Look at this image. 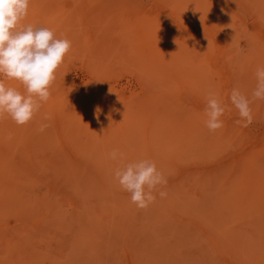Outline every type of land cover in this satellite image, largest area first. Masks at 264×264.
I'll list each match as a JSON object with an SVG mask.
<instances>
[{"label":"rangeland","instance_id":"rangeland-1","mask_svg":"<svg viewBox=\"0 0 264 264\" xmlns=\"http://www.w3.org/2000/svg\"><path fill=\"white\" fill-rule=\"evenodd\" d=\"M204 1L31 0L22 23L49 27L72 47L32 121L20 126L0 118V165L10 162L15 172L1 165L14 187L0 186V224L26 213L36 223L17 234L27 243L23 255L19 241L9 245L1 237L0 264H264V106L251 104L248 127L236 123L232 84H224L210 58L218 61L225 41L189 39L198 32ZM261 1L208 3L211 9L229 4L227 11L242 5L238 15L227 13L242 68L264 56V46L247 39L257 20L243 7ZM254 88L244 94L251 97ZM209 93L226 106L216 132L205 124ZM46 114L50 120H43ZM42 122L49 125L43 132ZM113 149L123 161L108 157ZM58 158L63 163L54 167ZM68 159L80 161L67 173ZM140 159L154 161L167 179L160 189L167 195L157 194L146 209L113 178L117 167ZM21 161L44 174L57 194L23 176L14 167ZM58 192H69L78 206Z\"/></svg>","mask_w":264,"mask_h":264},{"label":"clouds","instance_id":"clouds-1","mask_svg":"<svg viewBox=\"0 0 264 264\" xmlns=\"http://www.w3.org/2000/svg\"><path fill=\"white\" fill-rule=\"evenodd\" d=\"M31 0H0V118L10 117L17 125L32 121L40 112L43 103L51 96L50 88L56 79V71L70 52L72 43L66 37H57L55 32L43 25L23 24L29 12ZM256 86L251 97L233 88L229 100L240 117L236 121L242 127L253 123L251 104L264 100V66L255 71ZM15 80L23 91L5 81ZM97 118L100 109L97 108ZM226 106L216 94L209 93L205 113L206 127L210 132L223 128ZM44 115L43 120H50ZM49 125L40 123L43 132ZM111 160H124L119 149H113ZM114 179L121 190L130 194V200L140 209L154 203L157 194L167 195L160 190L167 179L154 161L140 159L128 162L114 170Z\"/></svg>","mask_w":264,"mask_h":264},{"label":"bare ground","instance_id":"bare-ground-1","mask_svg":"<svg viewBox=\"0 0 264 264\" xmlns=\"http://www.w3.org/2000/svg\"><path fill=\"white\" fill-rule=\"evenodd\" d=\"M191 1H194V0H191ZM205 4L204 5V8L203 10L201 11V16H200V20L198 21V32L197 33H193V35H191L189 37L190 40H200V41H206V42H209L211 44H214L215 41L217 39H223L225 41V46L223 48V50H221V54L218 56V61L216 58H213V57H210L212 60H213V67H215L217 69V71L221 72L223 74V77L226 76V79L224 80L225 81V85H229V84H232V88H239V90L242 92V93H245L246 90H251L252 87H255L256 86V77H255V71H256V68L258 66H264V56H261L255 63H251L247 68H242L241 65L239 64V62L237 61L236 59V56H235V51H234V41L233 39L236 38V32L233 30L232 28V19L229 18V14L231 15H238V12L236 11L238 8H242V5L238 6L235 8V10H226L225 8H228L231 9L229 7V4L228 5H221L219 4V7L218 8H215V9H211V6L208 4L209 3V0H205L204 1ZM256 7H252L250 8L248 5H245L243 6L244 8H248L250 10V12L254 15V17L256 18L257 22L255 25H253L251 27V29L249 30V32L246 34L247 36V39L248 41L250 40L251 42H255V43H258L262 46H264V0H262L261 2H257L255 4ZM184 13L185 15H188V19H190L191 17V14H193L192 12V8L191 6H189L188 9H184ZM161 15V14H160ZM159 15V16H160ZM163 16V15H162ZM187 19V20H188ZM143 39H146V36L143 37ZM220 57H221V62L220 61ZM201 78L198 76V78L196 77V81L200 83ZM198 87H201L198 85ZM193 88L189 89V90H192ZM189 92H192V91H189ZM252 93V91H251ZM262 106H264V100H260ZM84 123V121H83ZM259 147H264V144H261L259 145ZM65 158V157H64ZM63 158V160H64ZM67 158V157H66ZM65 158V159H66ZM130 158V156H129ZM153 158V157H151ZM61 159V158H60ZM58 159H53L51 160V164L54 166V167H57V166H60L62 165V161H58ZM57 161V162H56ZM72 161V162H71ZM80 161V160H65L66 163H68L67 165H64L65 169L64 171L67 172V170L71 169L69 168L71 165L70 163H75L77 164V162ZM48 162V161H47ZM4 163V162H3ZM2 163V164H3ZM9 165L8 167L9 170L11 169V167L13 166L12 163L10 164V162H8ZM48 163V165L50 164ZM1 164V165H2ZM6 164V165H5ZM32 164V163H31ZM0 165V186L4 187L5 189H9L7 188V185H10V187H14V185L12 183H6L5 181V178L6 176L8 175L7 170L6 172L3 170V166ZM11 165V166H10ZM33 165V164H32ZM35 165V164H34ZM41 165V164H40ZM118 165V164H117ZM6 166V167H5ZM45 166V165H44ZM78 166V165H77ZM76 166V167H77ZM7 167V162L4 163V168H8ZM14 167H16V169H18L19 171H21V173L23 172L25 175L23 176H26L28 175L29 177H33L37 182H39L40 184H48L47 183V179L44 178V174L41 176V174L37 173L36 170H34L31 166L28 165L27 161H21V162H18L17 164L14 165ZM50 167V166H49ZM48 167V169H49ZM68 167V168H66ZM72 167V166H71ZM84 167V166H83ZM89 167V168H88ZM91 166L87 165L86 168H88L89 170L91 169L90 168ZM13 168V167H12ZM38 168V166H37ZM62 167H60V170H61ZM85 168V167H84ZM83 168V169H84ZM47 169V168H46ZM63 169V168H62ZM82 169V168H81ZM38 170V169H37ZM50 170V169H49ZM54 170V169H53ZM59 170V167H58V171ZM71 171V170H70ZM88 171V170H87ZM13 172V170L11 171L10 170V173ZM15 173V172H13ZM18 172H16L17 174ZM19 173V174H21ZM68 173V172H67ZM79 173V171H78ZM59 174V173H58ZM60 174H63V173H60ZM70 174V173H69ZM74 174V172H73ZM82 174V172H81ZM80 174V175H81ZM2 175V176H1ZM13 175V174H12ZM86 175V174H85ZM83 176V175H82ZM88 176V174H87ZM17 177H22V175H17ZM47 177V176H45ZM65 177V175H63V178ZM68 178V177H67ZM86 179V177H84ZM114 178V177H113ZM22 179V178H21ZM20 180V179H19ZM50 180V179H49ZM52 180V179H51ZM46 181V182H44ZM57 182L59 183L60 181L57 180ZM74 182V181H73ZM77 182V181H76ZM54 183V182H53ZM24 184V183H23ZM25 185V184H24ZM52 184H48V189H49V193L50 194H57V189L55 186H51ZM89 185V184H88ZM16 186V185H15ZM23 186V185H22ZM22 188V187H21ZM109 188V187H108ZM26 190V189H25ZM110 190V189H109ZM58 191H61V190H58ZM63 191V190H62ZM66 191V190H65ZM11 192V191H10ZM60 193V192H58ZM118 193V192H117ZM61 194V195H60ZM59 195L61 197L62 200H70V201H73L75 207H77L78 205L76 204V199L75 197H73L69 192H61ZM121 195V194H120ZM26 196V194H25ZM28 198V197H27ZM31 201V200H30ZM166 203V202H165ZM124 205V204H123ZM100 206V205H99ZM170 206H172L170 204ZM169 206V207H170ZM74 207V206H73ZM159 207V206H158ZM102 208V207H100ZM104 208V206H103ZM102 208V209H103ZM109 208V207H108ZM168 208V207H167ZM166 208V210H167ZM172 208V207H170ZM168 208V209H170ZM75 209V208H74ZM98 208H96L97 210ZM106 209V208H105ZM103 209L105 212L106 210ZM103 210H97L99 212H103ZM174 210V209H172ZM108 211V210H107ZM169 211V210H168ZM103 212V213H105ZM113 212V211H112ZM171 212V211H169ZM74 213L77 215H79L78 211L76 212V210L74 211ZM107 213V212H106ZM105 213V215H106ZM157 213V212H156ZM161 213V212H160ZM23 214V213H22ZM98 214H101V213H98ZM119 214V213H118ZM153 214V213H152ZM170 214V213H169ZM173 214V213H172ZM3 215V214H2ZM5 215V214H4ZM103 215V214H101ZM105 215L103 217H105ZM111 215V213H110ZM154 215V214H153ZM162 215V214H161ZM9 216V215H8ZM13 216V215H12ZM25 216H27V213L25 214ZM23 216L21 218H18L17 220L18 221H14L12 223H7L6 221V224H0V240H3L1 239V237H5L7 236L8 239H9V242L8 244L9 245H12L13 244V241L14 239H16L17 241H19V244L21 247V255H23V249L24 247L27 245L26 242L22 241V238H18L17 237V234L21 231V230H28V231H31L32 229L35 228V221L33 220H28L26 219V217ZM55 216V215H54ZM84 216V215H83ZM82 216V217H83ZM7 217V216H6ZM29 217V216H28ZM79 219H80V216H77ZM107 217V216H106ZM120 217V216H119ZM101 218V217H100ZM121 218V217H120ZM56 219V218H55ZM102 219V218H101ZM108 218H106L105 220H107ZM118 220V219H117ZM121 220V219H120ZM104 221V220H103ZM110 222V221H109ZM86 222H84L85 224ZM107 223V222H106ZM25 225V226H24ZM86 225V224H85ZM88 225V224H87ZM22 226V227H21ZM59 226V225H58ZM2 227V229H1ZM26 227V229H25ZM89 229V228H87ZM91 230V229H90ZM92 231V230H91ZM94 231V230H93ZM43 232V231H42ZM98 232V230L96 231ZM22 233V232H21ZM93 233V232H92ZM95 235V233H94ZM93 236V234H92ZM37 237V236H36ZM40 237V236H39ZM5 243V241H4ZM3 245V244H2ZM8 245V248H10ZM15 246V245H14ZM16 248V247H15ZM9 250V249H8ZM12 250V249H11ZM4 251V250H3ZM61 252V251H60ZM8 253V252H7ZM62 253H63V256H64V251L62 250ZM6 254V253H5ZM61 254V253H60ZM2 255H3V252H2ZM58 255H59V252H58ZM62 256V257H63ZM6 257V256H5ZM12 257V256H11ZM3 259V257H1ZM7 258V257H6ZM4 258V259H6ZM3 259V260H4ZM10 260V259H9ZM8 260V261H9ZM7 261V260H6ZM7 261V262H8ZM3 264V263H2Z\"/></svg>","mask_w":264,"mask_h":264}]
</instances>
